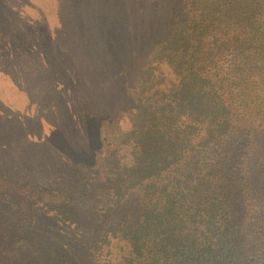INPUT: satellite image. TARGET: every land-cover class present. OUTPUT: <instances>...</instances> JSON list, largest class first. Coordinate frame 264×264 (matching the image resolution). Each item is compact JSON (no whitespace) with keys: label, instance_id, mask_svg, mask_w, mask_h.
<instances>
[{"label":"trees","instance_id":"16d2710c","mask_svg":"<svg viewBox=\"0 0 264 264\" xmlns=\"http://www.w3.org/2000/svg\"><path fill=\"white\" fill-rule=\"evenodd\" d=\"M185 2L184 21L139 79L130 129L96 170L95 200L105 211L98 217L109 226L89 239L88 248L109 253L115 240L124 241L116 264H264V0ZM164 66L170 76H162ZM79 96L83 107L89 104L86 92ZM72 118L63 115L58 133H75L74 145L86 150L83 123ZM13 120L0 116V138L17 139L10 146L0 142V206L9 204L11 188H27L26 231L32 241L42 236L34 254L45 264H78L81 252L64 250L37 218L45 207L66 219L72 195L26 184L2 162L9 149L17 154L19 147V155L49 144L48 138L28 142ZM59 166L67 170L71 163ZM73 242L84 245L80 235Z\"/></svg>","mask_w":264,"mask_h":264},{"label":"rangeland","instance_id":"374dc122","mask_svg":"<svg viewBox=\"0 0 264 264\" xmlns=\"http://www.w3.org/2000/svg\"><path fill=\"white\" fill-rule=\"evenodd\" d=\"M186 7L185 0H0L4 41L0 116L18 120L16 125L30 143L38 145L50 139L48 145L28 146L19 155V147L17 154L15 148L9 149L2 162L26 184L72 195L73 206L67 209L66 219L53 217L45 207L38 209L37 218L64 250L81 252L78 264H104L107 260L116 264L124 255L122 240H115L109 253L104 248L94 255L88 248L89 239L109 226L98 217L105 211L96 202V170L103 156L119 145L130 129L137 110L139 79L172 28L184 21ZM163 69L162 76H170L165 66ZM81 92L92 98L84 107ZM67 112L74 115L77 125L83 123L90 141L86 150L74 145L75 133L70 137L58 133ZM16 140L0 138L9 146ZM43 155L49 163L44 164ZM29 157L33 158L31 164ZM64 160L71 163L67 170L59 166ZM76 170L78 174L72 177ZM11 190L7 207L0 206V264H45L44 256L34 254L42 236L36 235L32 241L26 231L30 191ZM39 205L44 206L42 202ZM75 235L82 237L83 246L73 242Z\"/></svg>","mask_w":264,"mask_h":264}]
</instances>
